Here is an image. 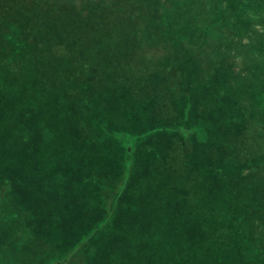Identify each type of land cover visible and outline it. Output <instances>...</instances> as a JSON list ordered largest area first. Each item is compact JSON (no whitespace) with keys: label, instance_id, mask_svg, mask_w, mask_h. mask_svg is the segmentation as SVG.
Here are the masks:
<instances>
[{"label":"rangeland","instance_id":"374dc122","mask_svg":"<svg viewBox=\"0 0 264 264\" xmlns=\"http://www.w3.org/2000/svg\"><path fill=\"white\" fill-rule=\"evenodd\" d=\"M75 1L0 0L42 74L0 85V264H154L212 226L264 264V0ZM71 4L135 22L78 54L47 33Z\"/></svg>","mask_w":264,"mask_h":264},{"label":"trees","instance_id":"16d2710c","mask_svg":"<svg viewBox=\"0 0 264 264\" xmlns=\"http://www.w3.org/2000/svg\"><path fill=\"white\" fill-rule=\"evenodd\" d=\"M72 2L75 5L78 4L75 0H72ZM75 5L73 6L71 4L70 9L64 11L61 18H52L47 28V33H49L53 39L58 40V35L64 33L68 39H71L73 51L78 54H83V48L89 43L85 40V37H95L98 39L102 37L101 33L104 34V37L107 36V34H114V31L119 33L125 32L128 29V25L130 24L132 27L135 22L133 11L127 12L129 15L127 19L129 22L128 24V22L122 21L123 17H116L114 9L110 4H95L88 13L84 14L79 8H76ZM217 8V10H220V7ZM206 11V14L215 12L213 7H208ZM235 14L234 11H229L227 13L228 18H235ZM90 17L95 19L98 23L100 19H105L106 23L99 26L97 22L87 23ZM120 18L121 22L126 24L127 27L118 26V19ZM7 22L8 20L2 19L0 23V27L3 28L2 32H0V55L3 54L2 58H0V85H5L6 83L23 84L26 83L27 80H30V78L34 82H38L37 78L42 77V74L39 73L38 77H36V74L32 73L33 68H23L24 66L21 63L28 60L31 55L41 54V50L35 48L33 43L29 44L27 42L28 40L17 39V37L24 36L30 39L31 36H28V34L30 35V31H27V29L22 30V27L18 26L16 23H14L15 26H10ZM94 27L98 28L97 31ZM42 29L41 26H36L34 28V34L40 33ZM89 29H92V32H89ZM54 44L59 45L60 43L55 42ZM51 47H53V42H51ZM43 54H45L43 57L48 60L47 65L50 67L53 66V59L51 56H63L61 53V55L55 54L52 50ZM38 60L42 61L43 58H38ZM11 64L13 65L12 71L4 67H8ZM172 242L170 238H161L160 242L157 244L159 258L154 264H169L170 258L174 260L171 264H204V261H208L211 264H222L221 233L218 231L217 226L211 227L208 236L206 234L202 236L195 235L190 241L191 246L189 250H187L185 246L177 248ZM189 259H194L195 262L191 263ZM120 260L121 264H131V260L128 258Z\"/></svg>","mask_w":264,"mask_h":264}]
</instances>
